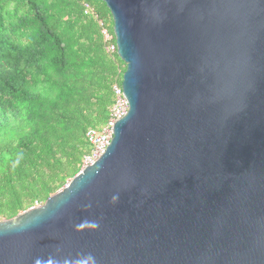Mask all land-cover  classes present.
Returning a JSON list of instances; mask_svg holds the SVG:
<instances>
[{"label":"water","instance_id":"obj_1","mask_svg":"<svg viewBox=\"0 0 264 264\" xmlns=\"http://www.w3.org/2000/svg\"><path fill=\"white\" fill-rule=\"evenodd\" d=\"M101 1L128 114L0 264H264V0Z\"/></svg>","mask_w":264,"mask_h":264},{"label":"trees","instance_id":"obj_2","mask_svg":"<svg viewBox=\"0 0 264 264\" xmlns=\"http://www.w3.org/2000/svg\"><path fill=\"white\" fill-rule=\"evenodd\" d=\"M99 1L0 0V221L63 188L108 118L121 61L105 51Z\"/></svg>","mask_w":264,"mask_h":264},{"label":"built area","instance_id":"obj_3","mask_svg":"<svg viewBox=\"0 0 264 264\" xmlns=\"http://www.w3.org/2000/svg\"><path fill=\"white\" fill-rule=\"evenodd\" d=\"M90 13H92L91 8L88 5H85V14ZM94 17L98 22L102 41L105 46V51L111 56H118L113 27L111 29L109 25L104 20L98 18L97 15H94ZM117 66L118 72L112 84V105L109 108L108 118L105 124H103L101 127L89 128L86 131L85 139L90 150L86 155L83 156L80 164V170L94 164L98 159L101 158L111 143L113 138V127L115 123L128 114L129 102L126 99L122 88V79L126 66L123 62L122 64L119 63ZM37 206L40 205H35V207Z\"/></svg>","mask_w":264,"mask_h":264},{"label":"rangeland","instance_id":"obj_4","mask_svg":"<svg viewBox=\"0 0 264 264\" xmlns=\"http://www.w3.org/2000/svg\"><path fill=\"white\" fill-rule=\"evenodd\" d=\"M99 2H100V4H102V5L104 4L101 0H100ZM99 2H98V3H99ZM104 5H105V4H104ZM108 13H109V11H108ZM108 15H110V13H109ZM105 22H106L108 25H109V24L111 25V24H112V19H111V17L109 16L108 18H106V19H105ZM120 61H121V60H120ZM120 63L122 64V61H121ZM69 181H70V180H68V182H69Z\"/></svg>","mask_w":264,"mask_h":264}]
</instances>
